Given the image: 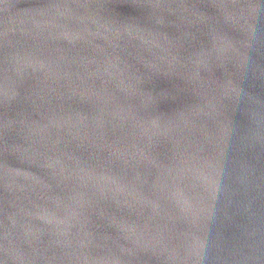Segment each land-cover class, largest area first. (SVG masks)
<instances>
[{"label": "water", "instance_id": "obj_1", "mask_svg": "<svg viewBox=\"0 0 264 264\" xmlns=\"http://www.w3.org/2000/svg\"><path fill=\"white\" fill-rule=\"evenodd\" d=\"M0 264H264V0H0Z\"/></svg>", "mask_w": 264, "mask_h": 264}]
</instances>
